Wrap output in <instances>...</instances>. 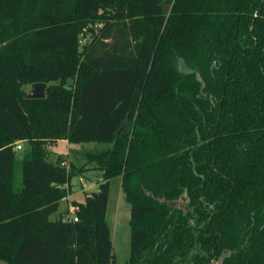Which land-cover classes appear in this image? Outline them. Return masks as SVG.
I'll list each match as a JSON object with an SVG mask.
<instances>
[{"label": "trees", "instance_id": "16d2710c", "mask_svg": "<svg viewBox=\"0 0 264 264\" xmlns=\"http://www.w3.org/2000/svg\"><path fill=\"white\" fill-rule=\"evenodd\" d=\"M114 177L127 264H264V0H0V262L114 264Z\"/></svg>", "mask_w": 264, "mask_h": 264}, {"label": "rangeland", "instance_id": "374dc122", "mask_svg": "<svg viewBox=\"0 0 264 264\" xmlns=\"http://www.w3.org/2000/svg\"><path fill=\"white\" fill-rule=\"evenodd\" d=\"M82 43L83 41L81 42V44ZM29 87L30 85H27L23 88L26 94L29 91ZM19 143L21 144L20 151H22L25 148V144L23 142ZM108 147L109 145L101 143L69 144L67 142H59L57 145H55L54 149L56 150L57 155H61L62 157H64L66 165L75 164L76 166H82L86 163V154L88 152L102 151L107 149ZM52 157L50 158V160H54V157ZM91 167V164L86 165V168L88 170L85 172V175L91 177V180L95 181V175L98 174V171L91 169ZM85 180L86 179H83V181ZM85 183L86 185L84 188L90 190L87 182ZM71 184L73 186V189L77 191L74 195V199L77 201L84 200L83 194L80 191L81 183H79L77 176L72 177ZM96 190L97 184L95 183L93 184V186H91L90 191ZM65 199L66 198L60 201L58 211L51 215V219L57 217L58 212L63 209L65 205ZM106 208V222L113 231L114 264H127L130 254V205L126 201L125 196L121 191L120 177H114L109 181L108 201Z\"/></svg>", "mask_w": 264, "mask_h": 264}, {"label": "crops", "instance_id": "0c3cea01", "mask_svg": "<svg viewBox=\"0 0 264 264\" xmlns=\"http://www.w3.org/2000/svg\"><path fill=\"white\" fill-rule=\"evenodd\" d=\"M59 142H66L65 140H61V141H58V142H56V144H54L53 146H48L47 147V152H48V155L50 156L49 157V159L52 157L53 159H55L57 156H59V155H57V152H56V150L54 149L55 148V145H57ZM64 158V157H63ZM83 179H85V178H80V177H78V181H79V183H81L80 185H81V192H82V194H83V197H84V194L86 193V192H91L90 190H91V186H93V184H95V181H93V180H85V181H83ZM85 182H87V184L89 185V187H90V190L88 189H85L84 187H85V185H86V183ZM67 186V185H66ZM68 187V186H67ZM121 188V187H120ZM122 191V190H121ZM76 192L77 191H75L74 189H73V186H72V184H71V182H70V190H69V192H68V194H67V196H66V199H65V205H64V207H63V209L61 210V211H59L58 212V214L59 213H61V212H64L69 206H71V202L72 201H77V200H75L74 199V195L76 194ZM123 193V192H122ZM63 200V199H62ZM83 201V200H82ZM82 201H77V202H82ZM60 203V202H59ZM106 210H107V208H106ZM51 217V216H50ZM55 218H57V217H55ZM54 218V219H55ZM51 219V218H50ZM105 219H106V213H105ZM53 220V219H52ZM109 229H110V237H111V242H112V248H113V231L111 230V228L109 227ZM113 251V250H112ZM0 263H2V262H0ZM3 264V263H2Z\"/></svg>", "mask_w": 264, "mask_h": 264}, {"label": "water", "instance_id": "95a60500", "mask_svg": "<svg viewBox=\"0 0 264 264\" xmlns=\"http://www.w3.org/2000/svg\"><path fill=\"white\" fill-rule=\"evenodd\" d=\"M45 83H33L29 87L28 93L25 95L26 99H42L45 96ZM162 202L167 203L169 206H179L182 207L185 211L187 210V206L184 204L186 198L182 196L179 201L167 202L165 200H161Z\"/></svg>", "mask_w": 264, "mask_h": 264}, {"label": "built area", "instance_id": "2783aa9c", "mask_svg": "<svg viewBox=\"0 0 264 264\" xmlns=\"http://www.w3.org/2000/svg\"><path fill=\"white\" fill-rule=\"evenodd\" d=\"M82 41L84 42L85 39L82 40ZM15 149L16 150H20L21 149V144L19 142L15 144ZM65 187L67 188L66 185H65ZM67 211H68V214H67V216L64 217V220H72L73 222L77 221V218L74 216V209H73V207L72 206H69L67 208Z\"/></svg>", "mask_w": 264, "mask_h": 264}]
</instances>
